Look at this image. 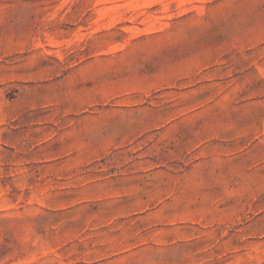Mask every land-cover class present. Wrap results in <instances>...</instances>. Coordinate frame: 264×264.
<instances>
[{
    "label": "rangeland",
    "instance_id": "obj_1",
    "mask_svg": "<svg viewBox=\"0 0 264 264\" xmlns=\"http://www.w3.org/2000/svg\"><path fill=\"white\" fill-rule=\"evenodd\" d=\"M0 264H264V0H0Z\"/></svg>",
    "mask_w": 264,
    "mask_h": 264
}]
</instances>
